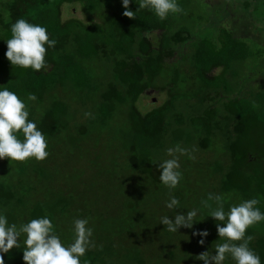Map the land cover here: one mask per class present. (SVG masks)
<instances>
[{
    "label": "trees",
    "instance_id": "trees-1",
    "mask_svg": "<svg viewBox=\"0 0 264 264\" xmlns=\"http://www.w3.org/2000/svg\"><path fill=\"white\" fill-rule=\"evenodd\" d=\"M205 2L178 0L183 11L162 21L134 0L133 19L123 15L122 0H0V87L24 100L37 96L27 102L29 119L49 152L43 161L0 160V211L10 224L48 216L67 246L73 221L88 219L93 236L81 264H170L166 252L171 264H204L196 257L215 254L222 242L216 226L201 246L200 237L183 233L188 228L168 232L164 216L186 215L209 194L229 196L226 211L261 197L264 211V0H218L210 11H225L223 24L204 23ZM66 5L80 6L83 17L65 20ZM240 6L246 14L237 13ZM247 17L259 20L258 33L241 27ZM20 18L57 41L41 72L6 59ZM151 91L166 99L144 114L138 104ZM177 145L188 155L176 153L183 179L170 191L159 164ZM210 150L218 153L213 162L205 158ZM171 195L180 208L165 206ZM246 235L264 264V222ZM23 238L21 248L3 254L4 264H24Z\"/></svg>",
    "mask_w": 264,
    "mask_h": 264
},
{
    "label": "clouds",
    "instance_id": "clouds-1",
    "mask_svg": "<svg viewBox=\"0 0 264 264\" xmlns=\"http://www.w3.org/2000/svg\"><path fill=\"white\" fill-rule=\"evenodd\" d=\"M134 2L139 5L138 11L147 9L162 21L167 19L170 13L178 14L183 11L178 0ZM129 4L130 0H122L123 15L133 19L137 12L130 10ZM10 31L11 36L6 39L5 53L10 64L13 67L31 69L35 73L46 69V54L49 49L55 48L57 43L55 39L49 38L47 28L20 18L11 25ZM36 100L34 93H28L24 100L7 87H0V160L9 158L11 163L35 158L36 161H43L49 156L45 135L38 129L37 123L29 119L27 102ZM20 136L23 139H20ZM176 153L180 156L188 155L187 149L177 145L167 149V155L172 158L159 164V179L170 191L176 189L183 179L179 156ZM229 199L226 194H209L207 199L201 200V207L187 211L186 215L176 214L174 219L164 216L161 224L167 227L168 232L177 233L180 228L192 229L198 222L196 217L206 212L207 217L216 221L218 241L222 242L215 243V254L207 251L196 259L204 264H224L228 259L234 264H261L259 255L249 247L254 237L246 235V232L250 227L264 222V211L259 207L262 198L242 200L239 204L230 205L226 211L225 203ZM165 206L170 210L178 209L181 201L171 195ZM73 230V242L65 246L48 216L31 219L18 226L16 223L10 224L8 217L0 211V264H4L3 254L13 248H21V236L24 237V264H81V259L91 243L93 228L89 227V220L85 218L75 219ZM193 236L200 237L198 243L203 246L209 232L194 231Z\"/></svg>",
    "mask_w": 264,
    "mask_h": 264
},
{
    "label": "rangeland",
    "instance_id": "rangeland-1",
    "mask_svg": "<svg viewBox=\"0 0 264 264\" xmlns=\"http://www.w3.org/2000/svg\"><path fill=\"white\" fill-rule=\"evenodd\" d=\"M204 1H206L205 3L209 4V6H207V4H206L205 7H204L203 16L205 17V19L208 20V21H205L204 23L210 22L213 18L214 19L221 18L220 22L223 24L225 19H226V17L228 16V14L225 11L224 12H219V10L218 11L216 10V13L214 15V13L210 11V9H211L210 5H215V4L218 5L219 4L218 0H204ZM236 1L239 4H242L244 2V0H236ZM226 2L231 3V0H226ZM219 8H217V9H219ZM64 13H65V15H64V19L65 20H69V19H73V18H82L83 17V12L81 11L80 6H78V5H76V6L66 5V8L64 9ZM237 13L244 14L245 12H243L242 7L240 6V8H238V10H237ZM235 21L239 23L238 19H235ZM257 21H259V20L256 19V20H254L253 22L250 23V20L247 17V18H241L240 23H241V27L243 29H244V26H248V25L249 26H253V31L252 32L254 34H256V33H258V31L256 30L257 29V23H256ZM158 35H155V36L157 37ZM248 40H250V38H248ZM165 99H166V96H163V94H161L160 92L151 91V92H148L146 95H144L142 97V99L140 100V102L138 104L139 105L138 107L144 114H146V113L150 112L151 110H153L155 107L160 106L164 102ZM199 155H200V153H199ZM200 156H203V155H200ZM191 157H192L193 161L195 162L196 155L194 154ZM216 157H218V153L216 152V150H210L207 153V155L205 156V158H207V161H209V162H213V161L217 160V159H214ZM59 158H60V162H63L65 158L67 159V157H65V155H63L62 153L60 154ZM75 175L78 176L79 175L78 172H75ZM203 177H204V179L208 180L205 175H203ZM208 186L212 187V183H210V185H208ZM44 188H45V186H44ZM204 191L205 192H203L202 195L205 196V195L209 194V193H206V192H208L206 189H204ZM46 192H47V190L44 191V193H46ZM43 197L47 198L44 195H43ZM199 216L200 217L196 218V220L198 222H196L194 224L193 228L192 229H187L183 233H191V232H194L195 230L196 231H202V230L215 228L214 226L216 225V221L213 220V218L211 219V217H207V213L206 212H204V214L201 213ZM19 222H20V219H19ZM183 249L184 248L181 246L180 249L176 248V251L180 255L184 256V254L182 253ZM164 257L168 261V263L171 264V258L172 257L169 255L168 252H166L164 254ZM184 262L185 263H183V264H195L194 260H191V259L188 260V258H186Z\"/></svg>",
    "mask_w": 264,
    "mask_h": 264
}]
</instances>
